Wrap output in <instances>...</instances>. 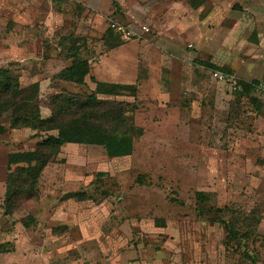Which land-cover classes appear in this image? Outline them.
<instances>
[{
	"label": "rangeland",
	"instance_id": "obj_1",
	"mask_svg": "<svg viewBox=\"0 0 264 264\" xmlns=\"http://www.w3.org/2000/svg\"><path fill=\"white\" fill-rule=\"evenodd\" d=\"M192 1L0 0V67L13 66L43 115L51 94L96 92L133 105L121 131L142 128L124 157L63 145L35 195L15 197L4 213L16 185L7 154L56 134L11 130L5 114L0 264H264V0ZM111 20L149 32L119 42ZM71 48L90 62L84 85L57 78ZM214 69L258 85L242 95ZM91 77L137 92L99 91ZM198 191L220 211L201 216Z\"/></svg>",
	"mask_w": 264,
	"mask_h": 264
},
{
	"label": "trees",
	"instance_id": "obj_2",
	"mask_svg": "<svg viewBox=\"0 0 264 264\" xmlns=\"http://www.w3.org/2000/svg\"><path fill=\"white\" fill-rule=\"evenodd\" d=\"M202 0H193V6H198ZM110 33L121 41L118 33L111 28ZM71 59L70 65L62 69L57 78L77 85L85 84V77L90 73V62L79 55L77 48H71L66 54ZM208 66L215 68L213 65ZM99 91L107 89L109 94L120 92L136 93L135 84L112 83L95 80L91 77ZM241 94H249L258 85L257 80L239 81L236 83ZM237 88V89H238ZM236 89V90H237ZM130 102L123 100H100L96 92H68L58 91L49 97L46 107L47 115H43L38 99H31L25 93L19 81V74L10 64L8 67H0V134L4 132L1 120L5 114L11 111L8 128L11 130L29 129L37 133L56 131L49 134L30 150L10 152L7 154V168L16 166V174L9 173L7 181L16 182L5 192L4 213L12 210L15 197L27 194L35 195L38 179L44 168L56 159L60 148L65 144L95 145L102 147L110 158L124 157L132 153L134 137L142 133V128H132L121 131L120 125L128 122L127 113ZM133 106V105H132ZM29 107L23 111V108ZM135 107V106H134ZM135 133V134H134ZM65 198L84 199L83 192H69ZM195 199L201 216L213 212L206 209L209 196L204 192H196ZM212 208H210L211 210ZM1 215V214H0ZM211 217V216H210ZM214 217V216H213ZM215 220V219H214ZM218 220V219H217ZM229 229V235L235 238L236 231L230 227L224 219H219ZM7 249L0 244V253Z\"/></svg>",
	"mask_w": 264,
	"mask_h": 264
},
{
	"label": "built area",
	"instance_id": "obj_3",
	"mask_svg": "<svg viewBox=\"0 0 264 264\" xmlns=\"http://www.w3.org/2000/svg\"><path fill=\"white\" fill-rule=\"evenodd\" d=\"M110 28L119 34L120 39L123 41H130V40H137L143 37L145 34L149 32V28L143 24H139L138 26H131V25H125L121 24L117 21L111 20L110 22ZM211 75L213 79L219 81V82H232V89L236 90L238 86L236 85V82L233 81L231 76L223 71L214 69L211 71Z\"/></svg>",
	"mask_w": 264,
	"mask_h": 264
},
{
	"label": "crops",
	"instance_id": "obj_4",
	"mask_svg": "<svg viewBox=\"0 0 264 264\" xmlns=\"http://www.w3.org/2000/svg\"><path fill=\"white\" fill-rule=\"evenodd\" d=\"M211 65H213V64H211ZM214 66V65H213ZM68 67V66H67ZM214 67H216V66H214ZM254 80H256V79H254ZM249 81H252V80H249ZM258 81V80H257ZM65 82V81H64ZM219 82V81H218Z\"/></svg>",
	"mask_w": 264,
	"mask_h": 264
}]
</instances>
